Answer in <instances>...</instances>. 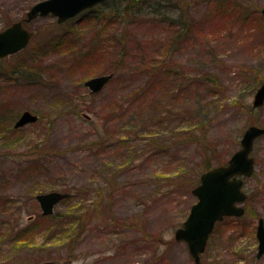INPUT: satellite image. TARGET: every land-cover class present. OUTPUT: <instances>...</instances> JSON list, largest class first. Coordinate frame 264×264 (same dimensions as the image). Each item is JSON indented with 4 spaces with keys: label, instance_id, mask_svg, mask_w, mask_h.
Instances as JSON below:
<instances>
[{
    "label": "rangeland",
    "instance_id": "374dc122",
    "mask_svg": "<svg viewBox=\"0 0 264 264\" xmlns=\"http://www.w3.org/2000/svg\"><path fill=\"white\" fill-rule=\"evenodd\" d=\"M37 1L0 0V30L21 20L33 31L0 58V225L35 229L0 235V264H196L174 231L204 161L225 164L249 125L264 127V103L251 106L264 0H169L175 12L108 0L60 27L52 15L25 21ZM108 72L99 92L83 86ZM26 109L38 119L15 128ZM252 156L245 213L215 225L198 264H264V134ZM51 190L71 195L42 216L35 194Z\"/></svg>",
    "mask_w": 264,
    "mask_h": 264
},
{
    "label": "water",
    "instance_id": "95a60500",
    "mask_svg": "<svg viewBox=\"0 0 264 264\" xmlns=\"http://www.w3.org/2000/svg\"><path fill=\"white\" fill-rule=\"evenodd\" d=\"M102 0H39L27 11L26 21L36 16L51 14L62 22L75 16L82 10L89 8ZM264 16V8L261 9ZM33 31L23 26V22L15 21L0 30V57L15 53L24 48L31 39ZM112 73L92 76L84 81L92 93L100 91L112 77ZM264 103V81L256 90L252 106L259 107ZM37 116L25 110L21 113L15 127L28 122H34ZM264 134V128L257 125L248 126L240 139V147L234 151L226 164L209 168L200 175L199 183L192 189L197 201L190 207L186 219L174 232L177 241H185L190 255L196 264L199 263V254L204 251L208 235L214 224L224 216H240L244 208L239 205L246 199L242 190L243 177H248L254 169V158L250 155L253 141ZM67 193L50 191L35 195L42 214H51L54 205L66 197ZM258 240L257 257L264 252V220L258 218L256 227ZM40 264H56L45 261Z\"/></svg>",
    "mask_w": 264,
    "mask_h": 264
},
{
    "label": "trees",
    "instance_id": "16d2710c",
    "mask_svg": "<svg viewBox=\"0 0 264 264\" xmlns=\"http://www.w3.org/2000/svg\"><path fill=\"white\" fill-rule=\"evenodd\" d=\"M108 0H105L104 2H102V3H100V4H98V5H96L95 7H93V8H91V9H89V10H86V11H84L82 14V16H85V15H87L88 13V11H93V10H96V9H98L99 7H101L102 5H104V4H107L108 2H107ZM168 2V4H167V6H168V9H172V10H174V12H175V10H177L174 6H176L175 5V3L174 2H170L169 0H167ZM223 1H225V2H227L226 0H223ZM138 2V0H129L127 3H125V8L126 7H128V6H130L131 4H135V3H137ZM228 3V2H227ZM229 4V3H228ZM178 13L177 14H179L177 17H176V19L175 20H177V19H179V21L181 22H184V19L183 18H185L183 15H184V13L182 12V9L180 8V11H177ZM166 18L167 19H170V20H173V18L172 17H168V16H166ZM54 25L55 26H57V27H60L61 25H63L62 23H57L56 21L54 22ZM186 27V26H185ZM39 33H40V31H39ZM41 50V49H40ZM208 77H211V76H208ZM212 81H213V84H215V85H218V81H217V79L216 78H214V77H212V79H211ZM163 145H161V144H159L158 145V149H160V150H162V147ZM211 167V165H210V159H208V160H205L204 161V165H203V170L205 169H208V168H210ZM71 194H69V196H70ZM43 216V215H42ZM50 216V215H49ZM63 217H65V215H58V217H56V219H58L60 222H61V220H62V218ZM70 220V219H69ZM69 220H68V222H69ZM3 223H4V221H3ZM68 227L70 228V226L68 225ZM34 228L32 227V228H27V227H20L19 225H5V228H4V225H0V235H4V238L6 239L5 241H8L9 240V237H10V235H11V241L12 242H19V241H23L24 240V238H26V235H24L23 236V234L25 233V231H32ZM35 230V229H34ZM10 234V235H9ZM8 235H9V237H8ZM8 239V240H7Z\"/></svg>",
    "mask_w": 264,
    "mask_h": 264
}]
</instances>
